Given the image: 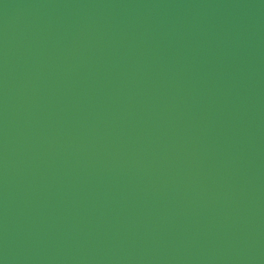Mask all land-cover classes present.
Here are the masks:
<instances>
[{
    "label": "water",
    "instance_id": "obj_1",
    "mask_svg": "<svg viewBox=\"0 0 264 264\" xmlns=\"http://www.w3.org/2000/svg\"><path fill=\"white\" fill-rule=\"evenodd\" d=\"M0 264H264V0H0Z\"/></svg>",
    "mask_w": 264,
    "mask_h": 264
}]
</instances>
